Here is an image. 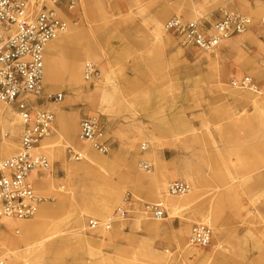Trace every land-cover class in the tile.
<instances>
[{
    "label": "rangeland",
    "instance_id": "obj_1",
    "mask_svg": "<svg viewBox=\"0 0 264 264\" xmlns=\"http://www.w3.org/2000/svg\"><path fill=\"white\" fill-rule=\"evenodd\" d=\"M70 1L74 5L68 10ZM262 2L62 0L59 13L66 30L58 36H75L81 47H89L90 58L83 62L77 86L62 68L57 74L61 78L49 81L47 61L54 58L67 65L73 53L69 47L45 46L42 108L50 109L54 118L51 135L31 153L45 157L51 172L36 174L46 185L43 190L31 180L34 195L42 199L33 218L14 220L9 232L0 220L3 251L11 254L0 262L191 264L192 256L185 252L190 246L211 256L208 264H264V23L250 12ZM195 11L198 16L193 18ZM221 11L241 13L250 18L251 26L213 51L182 47L166 30L174 17L208 28ZM87 62L100 71L93 85L84 81ZM243 78L251 80L252 90L231 85ZM103 87L116 88L113 104L90 98ZM59 93L60 102L47 99ZM0 107L5 113L12 110L1 103ZM86 117L97 120L106 154L89 142H83L86 152L77 147L78 124ZM21 130L22 120L14 130L0 125V147H14V153L0 154V162L20 152ZM58 141L63 156L40 149L44 142ZM143 143L148 145L145 151ZM70 149L82 154L81 160L71 159ZM141 161L151 169L140 167ZM174 181L186 182L191 191L169 195ZM158 186H165L166 193L159 195ZM127 198L129 204L124 202ZM169 198L182 204L170 215L164 210ZM106 203L112 206L110 216L100 214ZM155 203L165 212L156 223L144 209ZM119 207L129 210L126 220L108 230L89 229L91 220L102 224ZM141 216L158 225V234L131 227ZM36 221L59 224L56 237L42 248H35L33 240H20V225ZM198 225L210 228L209 247L190 243Z\"/></svg>",
    "mask_w": 264,
    "mask_h": 264
},
{
    "label": "built area",
    "instance_id": "obj_2",
    "mask_svg": "<svg viewBox=\"0 0 264 264\" xmlns=\"http://www.w3.org/2000/svg\"><path fill=\"white\" fill-rule=\"evenodd\" d=\"M61 1L0 0V103L14 109L22 120L20 152L0 162V219L33 218L42 199L34 195L31 176L51 172L48 160L31 151L52 133L54 115L50 109L42 108L43 100L46 99L43 85L44 49L66 30L65 20L59 13ZM73 5L70 1L68 10ZM261 21L264 23V18ZM250 26L249 17L238 12L221 11L219 19L208 28L198 21L184 22L174 17L167 22L166 30L182 47L210 52L225 40L246 32ZM99 78L97 66L91 62L85 63L84 81L93 85ZM231 85L249 90L253 87L248 78L232 81ZM47 99L60 102L62 94L49 95ZM101 137L94 117L80 120L78 139L89 142L98 153L106 154V143ZM147 148L146 143L141 145L142 151ZM69 154L71 159L81 160V156L71 149ZM139 166L146 171L152 167L145 161H141ZM190 191V185L183 181H174L167 189L171 196L187 195ZM124 202L129 204L128 198ZM144 209L155 220L165 216L161 203L146 204ZM128 214L129 210L119 207L102 224L91 220L89 229L108 230L111 224L126 220ZM211 237L208 226L198 225L193 228L189 241L192 245L206 248L211 245Z\"/></svg>",
    "mask_w": 264,
    "mask_h": 264
},
{
    "label": "bare ground",
    "instance_id": "obj_3",
    "mask_svg": "<svg viewBox=\"0 0 264 264\" xmlns=\"http://www.w3.org/2000/svg\"><path fill=\"white\" fill-rule=\"evenodd\" d=\"M100 0H90V2H92L93 4H98ZM83 4V1H81ZM249 10V9H248ZM251 15L255 18H261V20L264 18V2H262L261 5H259L257 8H252L250 9ZM196 16H198V12L195 11L193 18H196ZM80 43V41H76V37L73 35H65V36H58L56 38V40H54L53 42L48 43V47L49 49H51V47L53 49H67L68 47L72 49V60L67 64V65H59L58 62L54 59V58H50L47 63H46V74L45 77L47 80L49 81H54L56 79H60L61 77H58V70L59 68H62L65 70V74L68 78V80L75 86H77L79 83L82 82V67H83V62L85 60H88L90 58V50L88 46L82 47L78 44ZM46 45V46H47ZM110 81L109 79V75H106V82ZM259 93V92H258ZM117 94V90L114 87H103L100 89L99 93L93 94L92 96H90V98L94 97L95 99H98L100 101V103L102 105H111L113 104V101L115 99V96ZM120 94L118 93V96ZM12 109V108H10ZM21 122V118L19 116V114L17 112H15L13 109L10 111H7L5 113V110L2 111V108L0 107V125H5L8 128L14 130L16 127V124H19ZM83 142L85 141H81L77 138L76 143H77V147L82 150L83 152L87 151V147L83 145ZM61 142H53V143H49V142H44L41 144V150L44 151L45 153L49 154L50 156H53L55 154H60L63 156L64 153V149L61 147ZM3 153H14V147L11 148V146H7V145H1L0 147V154L2 155ZM80 154V153H78ZM82 155V154H80ZM61 156V157H62ZM63 159V157H62ZM89 164L97 167L95 163H93L92 161H89ZM83 165V164H82ZM84 165L88 166L87 163L84 162ZM78 166H81L78 165ZM31 180L34 183V185L37 188H40L43 190V188L46 187V185L44 183L38 182L37 181V175L36 174H32L31 176ZM157 192L159 195H161L162 193H166V187L165 186H158L157 187ZM110 203H106L100 210V214H106L107 216H110L111 213V207ZM180 207H182V204L180 203V201H176L173 200L171 198H169L166 201V207L164 208V210L170 215V214H174V212L179 209ZM2 220V219H0ZM162 220V219H160ZM160 220H156L155 223L157 221ZM14 220L12 219H3V224L6 227V230L11 231V229L14 227ZM154 222L151 223L148 220H146L143 216H141L138 219L134 220V223L131 224V227L135 226L136 228H143L145 231L152 233V234H158L159 230H158V225L155 224ZM21 227V236H20V240L23 241L24 243L26 242V240H33V246L36 248H42L45 247L52 239H54L57 234L56 229L59 227V224L55 223V222H44V221H36L33 223H22L20 225ZM6 235H8V233H5ZM7 240V239H6ZM7 241L9 242H13L10 239H8ZM89 243V242H88ZM30 246V245H27ZM5 248V244L4 242L0 241V257L2 258H9L11 257L8 252H4ZM50 248V247H48ZM51 250V248L49 249ZM185 252L188 255L192 256V261L191 264H208L210 261V257L209 255H207L204 252L195 250L193 248H191L190 246H187ZM11 253V252H10Z\"/></svg>",
    "mask_w": 264,
    "mask_h": 264
}]
</instances>
